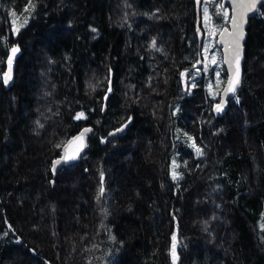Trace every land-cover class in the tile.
<instances>
[{
    "label": "trees",
    "instance_id": "16d2710c",
    "mask_svg": "<svg viewBox=\"0 0 264 264\" xmlns=\"http://www.w3.org/2000/svg\"><path fill=\"white\" fill-rule=\"evenodd\" d=\"M260 11L218 116L202 4L0 0V264H264ZM85 125L87 151L52 172Z\"/></svg>",
    "mask_w": 264,
    "mask_h": 264
},
{
    "label": "water",
    "instance_id": "95a60500",
    "mask_svg": "<svg viewBox=\"0 0 264 264\" xmlns=\"http://www.w3.org/2000/svg\"><path fill=\"white\" fill-rule=\"evenodd\" d=\"M196 10L199 11L202 0H194ZM224 4H228L230 8V18L228 22V26H223L216 35V42L221 47V55H222V64L226 73V78L222 88L219 91V96L217 102L213 106V111L218 116L224 114L228 101L235 97L237 88L242 83L243 79V59H244V41L246 36V26L248 24V20L256 15L257 10L252 12L244 11L241 8V4L245 3L246 0H222ZM261 5H258V7ZM241 13H243V20H240ZM233 17H236V20H233ZM239 23L240 27L237 29L236 25ZM239 31L242 33L238 38L230 35L232 33H236ZM238 53V56H237ZM238 74L239 83L235 85V92H227L226 89L229 84L230 79H235ZM7 85V84H5ZM217 104H221V111L216 110ZM130 121H126L119 128L110 131L109 136H120L122 135L126 127L129 125ZM85 129H91V131L85 132ZM93 132V127L90 125H85L81 127L76 133L68 137L63 145L61 146L59 155L51 161V171L56 172L63 166L71 165L75 162H78L84 153L88 149V136ZM81 133H84L82 140H77V137H80ZM65 156H74V159L65 160ZM60 161L59 164L56 162ZM103 188V187H102Z\"/></svg>",
    "mask_w": 264,
    "mask_h": 264
},
{
    "label": "rangeland",
    "instance_id": "374dc122",
    "mask_svg": "<svg viewBox=\"0 0 264 264\" xmlns=\"http://www.w3.org/2000/svg\"><path fill=\"white\" fill-rule=\"evenodd\" d=\"M212 1L213 0H202V9H203L202 21L205 25V42L203 45V59L201 61L202 66L200 69L203 71V73L205 75H207L209 73V71H212L213 82H211V83L209 82L208 87H209V90L211 91V93H214V92H216V90L219 91L222 88L221 85L223 84V72H225L223 64H222L221 47L219 48L217 46L218 44L216 45V43H217L216 42V35L219 32V29H221V27L224 26V25H221L219 27V24L224 23L227 16H226V14H224V16H222L221 20L217 24H213L212 21L207 23L204 9L206 6H208V3H211ZM220 1L223 4V6L229 8L227 6L228 4L224 5L222 0H220ZM229 10H230V8H229ZM229 13H230V11H229ZM256 16L257 17H263V13H262V11H260V6L258 7V10L256 12ZM27 20H28V16L25 15L23 17V21L25 22ZM17 29H18V27L15 30H17ZM205 49H207V51H205ZM14 56L11 52L10 57L12 58V60H13ZM213 57L215 59V63H213ZM198 72H200V70Z\"/></svg>",
    "mask_w": 264,
    "mask_h": 264
},
{
    "label": "snow or ice",
    "instance_id": "6c2138e0",
    "mask_svg": "<svg viewBox=\"0 0 264 264\" xmlns=\"http://www.w3.org/2000/svg\"><path fill=\"white\" fill-rule=\"evenodd\" d=\"M199 2V0H198ZM31 4V0H29V5ZM258 5H264V0H246L245 3L241 4V8L244 10V11H247V12H252L254 10H258ZM222 7V5H221ZM26 10H27V6H26ZM205 16H207V8H205ZM13 15L15 16V13H13ZM233 20L235 21L236 20V17H233ZM240 20L242 21L243 20V13H241V16H240ZM26 23V21H25ZM23 25H21L22 27ZM237 29H239L240 25L239 23H237L236 25ZM18 30V29H17ZM93 31H95V29H93ZM236 38H238L239 36L242 35V33H240L239 31H237L236 33H232L230 34ZM153 46H155V41H153ZM18 48H12L11 49V52L13 54V56L15 55L16 52H18ZM205 51H207V49H205ZM237 56H238V53H237ZM11 63H12V58L9 57L8 59V64H9V72L8 73H5L4 74V83L6 84L8 82V80L11 79V75H10V71H11ZM213 63H215V59L213 57ZM239 83V77H238V74L236 75V78L233 80V79H230L229 80V84H228V87L226 89L227 92H235V85H237ZM216 110L219 112L221 111V104H217L216 106ZM84 116L83 113H79L77 114L76 116V119H80ZM88 131H91V129H85V132H88ZM84 136V133H81L80 137H77L76 139L77 140H82ZM193 147L196 148V153L197 155H201L202 154V149H200L199 147H197L195 145V142H193ZM75 157L74 156H65L64 159L65 160H71V159H74ZM57 164L60 163V161H57L56 162ZM173 178L176 179L177 178V174L174 173L173 174ZM103 193V188H101V194ZM173 240H175V237H173ZM173 249H174V245H173Z\"/></svg>",
    "mask_w": 264,
    "mask_h": 264
},
{
    "label": "flooded vegetation",
    "instance_id": "af4514ba",
    "mask_svg": "<svg viewBox=\"0 0 264 264\" xmlns=\"http://www.w3.org/2000/svg\"><path fill=\"white\" fill-rule=\"evenodd\" d=\"M224 5H227V4H224ZM228 7H229V5H227ZM226 26H228V25H226Z\"/></svg>",
    "mask_w": 264,
    "mask_h": 264
}]
</instances>
